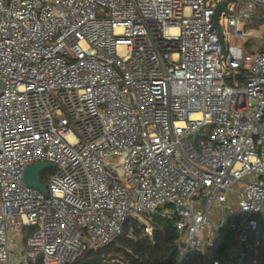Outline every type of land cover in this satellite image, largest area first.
I'll list each match as a JSON object with an SVG mask.
<instances>
[{"label":"built area","instance_id":"2783aa9c","mask_svg":"<svg viewBox=\"0 0 264 264\" xmlns=\"http://www.w3.org/2000/svg\"><path fill=\"white\" fill-rule=\"evenodd\" d=\"M263 25L264 0H0V264L158 213L176 264H264Z\"/></svg>","mask_w":264,"mask_h":264},{"label":"trees","instance_id":"16d2710c","mask_svg":"<svg viewBox=\"0 0 264 264\" xmlns=\"http://www.w3.org/2000/svg\"><path fill=\"white\" fill-rule=\"evenodd\" d=\"M156 216L153 239L144 235L139 223L130 217L113 242L99 251L87 249L71 264H173L177 252L173 223L163 215L157 221ZM31 231L32 227L25 228L26 235Z\"/></svg>","mask_w":264,"mask_h":264},{"label":"water","instance_id":"95a60500","mask_svg":"<svg viewBox=\"0 0 264 264\" xmlns=\"http://www.w3.org/2000/svg\"><path fill=\"white\" fill-rule=\"evenodd\" d=\"M226 4H227V1H222L220 2L216 9H215V12H214V15H213V19H214V27L218 30L221 38L223 37V33L219 27V24H218V19H219V16H220V13L223 11V10H226ZM257 20L259 22H261V18H257ZM0 84H2L1 80H0ZM55 165L53 163H50V162H36L32 165H29L26 167L25 169V172H24V181L29 185V186H32V187H35V188H38L40 189L41 191H43L45 194H48V188L47 186L44 184V182L41 180V178L39 177V173L42 169L44 168H47V167H54ZM172 230H173V234H174V237L175 239L178 238V233L174 227V225H172ZM177 243L174 244V250L176 251L177 250ZM43 256V254H39L37 257H36V261L39 260L41 257ZM29 261H31V259H29Z\"/></svg>","mask_w":264,"mask_h":264},{"label":"rangeland","instance_id":"374dc122","mask_svg":"<svg viewBox=\"0 0 264 264\" xmlns=\"http://www.w3.org/2000/svg\"><path fill=\"white\" fill-rule=\"evenodd\" d=\"M226 14H223L222 17H221V20H220V23H221V26L224 27L225 26V23H226ZM262 32V34H264V25L261 27V31L260 33ZM225 42L228 44V43H232V38H231V35L230 34H227L226 33V37H225ZM259 43V40L258 42ZM48 171L49 172H52L54 171L52 168H48ZM43 181H45V179L43 178ZM162 217V215L160 213L157 214L156 218H157V221ZM24 236L26 235V232L24 230ZM178 260V252H176V255H175V260H174V263L173 264H176V261ZM68 264H71V262H68ZM77 264V263H76Z\"/></svg>","mask_w":264,"mask_h":264}]
</instances>
